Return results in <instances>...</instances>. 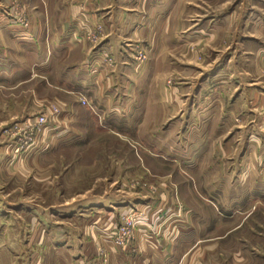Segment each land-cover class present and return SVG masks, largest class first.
Segmentation results:
<instances>
[{"label":"rangeland","instance_id":"1","mask_svg":"<svg viewBox=\"0 0 264 264\" xmlns=\"http://www.w3.org/2000/svg\"><path fill=\"white\" fill-rule=\"evenodd\" d=\"M182 1L158 3L161 13L166 9L173 11L172 21L166 20L174 28L172 49L158 45L166 25L164 15L159 12L149 19L142 18L134 36L126 34L121 42L126 48L124 53L129 52L137 63L149 62L156 54L158 59H167V65H157L154 69L172 72L173 78L167 79V86L172 85L174 90L176 81L189 82L185 85L191 81L202 84L203 75L199 76V71L225 62L232 53V81L224 68L220 72L223 76L213 75L215 78L206 83L203 94L194 91L197 95L192 94L187 102L188 107L193 105L192 110H187L183 117L181 109L174 105L171 121L159 108L155 111L157 115L151 112L142 121L141 126L146 130L151 126V116L155 126L172 122V154L165 160L164 152L139 144L132 135L99 136V144L92 145H59L70 138L69 115L62 120L66 128H61L58 137L61 142L54 132L47 130L38 135L35 131H24L23 126L28 118L43 113L50 103L64 104L72 93L80 102L76 92L85 96L81 91L69 92L67 83L61 87L55 83L60 65L54 64V57L62 56L69 48L83 47L86 59L98 54L96 58L101 63L113 68L116 58L108 48L101 47V42L111 29L129 25L125 15L115 14L113 20L103 17L101 6L114 11L122 5L152 10L150 3L103 0L98 3L100 6L86 10L83 22L73 20L81 24L78 22L79 26L61 34L57 38L61 49L55 50L52 29L64 18L61 10H65L66 0H0V264H52L53 243L45 239L50 233L47 221L70 223L71 219L66 218L70 204L106 191L112 193L109 195L116 192L125 195L123 205L114 212L117 225L110 234L115 238L116 228L125 227L124 222L132 215L138 223L135 237L125 240L126 245L110 238L114 249L135 253L139 227L144 228L150 218L153 228L145 227V234H160V237L172 222L185 220L188 224L178 240L171 242L168 237L164 240L166 245L173 243L176 255L179 254L171 260L172 264H177L180 251H185V257L179 264H196L197 257L191 260L190 257L198 248L206 250L203 264H264V43L246 38L252 33L238 25V19L232 23V29L224 27L218 36L202 33L188 38L185 29L190 16L198 10L209 17L233 9L239 16L250 9L264 11V3L262 0H189L190 3L182 4ZM60 6L62 9L57 11ZM116 18L122 23L120 26ZM259 35L252 36L263 37ZM181 42L185 45H179ZM40 53L50 56L51 62L42 68L28 66ZM80 54L77 51L72 56L76 58ZM70 56L68 60H73ZM184 56L194 59L189 60L192 64L189 70L180 64L181 59L186 61ZM63 58L61 64L68 62ZM108 58H112V65L108 64ZM231 99L232 125L226 118L223 120L231 125L229 129L219 131L217 124L201 123L200 106L203 108L215 100V103L224 102L225 109ZM51 124L48 121L49 128ZM41 137L43 142L39 141ZM100 144L105 150H101ZM111 153L122 155L123 161L118 163L114 157L109 158ZM97 155L99 160L92 162ZM135 195L141 197L138 207L133 204ZM62 207L67 209H57ZM73 212L83 211L79 207ZM84 212L86 217L88 214ZM102 213L101 210L100 222L105 220ZM147 241L145 245L149 248ZM78 244L89 257L93 256L88 264L109 263V250L103 243Z\"/></svg>","mask_w":264,"mask_h":264},{"label":"crops","instance_id":"2","mask_svg":"<svg viewBox=\"0 0 264 264\" xmlns=\"http://www.w3.org/2000/svg\"><path fill=\"white\" fill-rule=\"evenodd\" d=\"M75 1H79V6L74 4ZM145 1L150 3L149 5L153 6L154 9L137 10L132 6L126 7L122 5L118 8V10L114 11L110 9L108 10V6L100 7L102 10L100 12H102L103 17H106V19H109V17L112 19L115 14L117 17L125 15L126 24L129 25H126L125 27L122 26L123 29L121 27L118 30L111 29V31L106 33L101 42V47L108 48V50L116 58V63L113 65V68L106 67L104 63H101L102 60L98 57L96 58V55L98 54L93 55L90 59H86V56L84 57L85 49H83V47H77L73 50L69 48L67 53L62 54L60 57L56 56L52 59L54 64L56 63L60 65V68L56 73L55 83H57L58 86L63 83L65 85V83H67V87L70 89L69 92L71 93L76 90L81 91L90 99V102L99 112V115L95 114L90 108L82 105L75 97L76 95H72L73 93L68 95V100L63 102L64 104L59 101V103L64 106L63 111L61 114L54 116L52 120L49 121L52 123L51 128H49L48 125L45 128V132L47 130L51 131V133L54 132L57 139L61 134V128H66L65 122L62 120L63 118H67L69 115L68 117L71 118L68 127V130L70 131V138L66 141V143H61L59 145L69 144L76 146L82 143L92 145V143L99 144V139L103 136V138H107L109 136H118L121 138L123 136L132 135L133 139L139 141V144L142 143L148 148L154 147L157 151L164 152L162 157L167 160L166 157L168 154H172L173 135L171 129L172 122H170L172 107L177 105L181 109L183 117V114L188 112L187 110H190V108L192 110L193 105L188 107L187 102L192 94L195 96L197 95L194 94V91H198L200 94H203L205 92L204 87L206 83L209 82L211 78H215L213 75H222L220 72L223 71L224 68H227L226 74L232 81V53H230L228 60L225 62L214 64L211 69H202L199 71V76H201V74L203 75L202 84L199 85L197 83L196 85L195 82L191 81L190 85H185L189 84V82L181 81V83L176 81L175 90L172 85L167 86V79L173 78L172 72L163 73L161 69H154L157 65H167L169 63L167 59H164L163 57L158 59L156 54L149 60V62L137 63L134 59H132V57H130L129 52L124 53V49L126 48L123 47L124 44L121 42L123 39L125 40L126 34H133L134 36L136 31L140 29V25L138 24L142 18L146 17V19H149L152 14L161 13L162 7H160L158 3L162 0ZM101 2H103V0H66L65 10L64 8L62 9L61 6L58 7L57 11L62 9L61 11L65 14L62 15L64 18L59 23L54 24V28L52 29V33L54 32L53 36H55L52 41L54 43L52 48L55 50H59L58 48L61 49L60 45L57 44L59 43L57 38H59L61 34L66 32L68 29L70 30L79 26L81 24L80 21L83 22L86 17V10H91L95 6H100L98 3ZM262 2L264 3V0H262ZM185 3L188 4L190 2L189 0H183L182 4ZM172 14L173 11L169 9H166L161 13L162 16L164 15L166 25L163 34L164 37L163 39L160 38L158 43L159 46L164 45L170 49H172L171 47L174 43V28L170 24V21H172ZM237 14V10L231 9L226 13L206 17L207 15H205V13L198 10L197 13L190 16V24H186L185 29H188H186L187 37L202 33H207L211 36H218L220 32L222 33L224 27L232 29V23L238 19L240 21V24L238 25L244 29L250 30V33H252L251 35H247L246 38L255 39L258 44L262 42L264 43V11L250 9L248 12H241L239 16ZM74 19H80V21L74 22ZM106 19H104V22H107ZM167 19L170 21H166ZM204 20L207 22L204 23ZM116 23H118V18H116ZM118 24L120 26L122 23L119 21ZM256 33H259V36L263 37L252 36ZM259 38L262 39L260 40ZM179 45L185 44L181 42ZM29 48H31V46ZM77 51H80L81 54L80 56L77 55V57L74 58L72 54H77ZM68 56L72 57L73 60L71 58L68 60ZM62 57H64L62 60H68V62H63L61 64L60 59ZM183 58L188 62L189 60L194 61L193 58L189 59L187 56H184ZM50 60L51 57L47 56L46 53H40V56L28 64V66L34 65L42 68L43 66H47L51 62ZM181 60L180 64L186 67L185 70L191 69L190 65L192 64L190 62L188 63L183 59ZM21 65L24 64L22 63ZM221 66L222 68H220ZM227 75L224 76L228 78ZM240 79L242 80L241 76ZM185 99L186 102H184ZM222 103L223 104L215 103V100L210 104L203 103L205 105L203 108L200 106L201 111H199L200 121L202 120L201 123H210L211 125L217 124L215 127L216 129H219V131L229 129L232 125V99L225 109H223L224 102ZM156 108L163 110V114L170 121L165 125H161L160 123L155 126L154 124L152 125V116L151 119L148 117V119H150L149 124H151V126L148 130H146L144 126H141V123L149 114H151V112H155ZM155 113L157 115V112ZM189 114L190 113H187V115ZM221 116L224 118L222 119ZM225 118L229 120L231 125L228 122L223 121ZM182 120H184V118H182ZM251 122H253V120ZM202 126L203 128L205 127L204 125ZM143 130L144 132L142 133ZM144 133L145 137H142ZM58 142H61L59 141V138ZM98 146L102 151L105 150L103 147L104 145L100 144ZM100 154L101 159H103V153ZM119 155L121 154L119 153ZM156 155L158 154L156 153ZM108 156L109 158L114 157L118 163L123 161L122 155L118 156L117 154L111 153ZM98 157L99 155H97V157H93L91 161L95 163L99 160ZM137 170L140 171L141 167L138 166ZM109 194L112 193L106 191L100 194H92L85 197V199H82L80 201L81 203H72L68 207L66 206L70 210L66 217L71 219V221H68L70 223L55 220L52 224L47 221V226L50 228V235L47 234L49 237L45 239L47 242L49 241L50 243H53L51 249L53 254L52 264H88L92 262L93 256L90 255L89 257L86 254V251L82 249V246L80 248V244H78L83 241L94 245H100L103 243L109 250L110 260L107 264H172L171 260L175 257V259H177L179 254L176 255V248L174 247L175 245L171 243V240H178L181 235L180 232L182 234L184 233L183 227L188 224L187 221L181 220L178 224L175 222L174 224L172 222L166 229L163 228L162 237H160V234H150L151 236L148 235V233L145 234L147 226H153L150 218L144 224V228L139 227V233L136 239L137 250L135 253H132V255H134L133 257L126 251L114 249L111 243L110 232L112 231V228L117 225V221L114 218V212H116V210L123 205L122 200L125 198V195L117 192L113 195ZM140 198V195L134 196L136 202H133V204H135L136 207L141 205ZM66 207L57 209H67ZM79 207H81V211H85L84 213L88 214L86 217H83V212L73 214V211ZM101 210L103 212L102 214H104L101 217L105 219L101 220L102 222H100L99 218ZM101 223L102 225H100ZM167 237L170 238L171 242L166 245L164 240ZM43 238L44 237L42 235L41 239ZM146 241L149 243V248L145 245ZM159 242L161 244H159ZM66 248H69V250H66ZM205 252V249L201 250L198 248L190 257V260L196 256V264H203L202 258L205 257L203 256L205 255ZM184 257L185 251H180L177 264H179L180 260L182 262ZM96 264H103V262H97ZM214 264L216 263L214 262Z\"/></svg>","mask_w":264,"mask_h":264},{"label":"built area","instance_id":"3","mask_svg":"<svg viewBox=\"0 0 264 264\" xmlns=\"http://www.w3.org/2000/svg\"><path fill=\"white\" fill-rule=\"evenodd\" d=\"M108 62H109L108 63L109 65H112L113 63L112 58H108ZM76 94H77V97H79L80 102L82 104H87L89 108L95 114L99 115V112L97 111L95 106L91 102H89L86 96H84L83 94L79 92H76ZM63 109H64V106L58 103H50L49 105H46V110L43 113L32 116V118H28L24 122L25 123V125L23 124V126H25L24 131L28 133H33L35 131V133L38 135L42 134L43 132H45V128L48 125V121H51L54 115L56 116V115L61 114ZM41 139L43 138L41 137L39 141L43 142ZM133 216L135 215H132L131 219H127V221L124 222V223H127L125 227L119 226L116 228V231H115L116 234L113 233L115 238L112 236V234H110V237L112 238L114 242L116 243L121 242L122 244L126 245L127 240H129L131 237H135V231H136V228L138 227V223L132 219ZM126 230H129V231H126Z\"/></svg>","mask_w":264,"mask_h":264}]
</instances>
